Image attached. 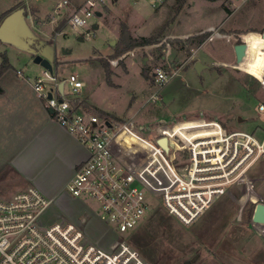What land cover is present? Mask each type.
Listing matches in <instances>:
<instances>
[{
    "label": "rangeland",
    "instance_id": "1",
    "mask_svg": "<svg viewBox=\"0 0 264 264\" xmlns=\"http://www.w3.org/2000/svg\"><path fill=\"white\" fill-rule=\"evenodd\" d=\"M63 1L0 0V11L16 2L14 9L21 6L19 10L26 14L25 28L12 39L0 40V64L6 55L12 67L0 78L6 94L2 100L14 111L24 114L26 104L39 101L32 84L44 76L45 68L35 58L47 53L53 57L59 80L78 74L84 82L73 97L76 105L111 120H132L144 136L162 125L160 120L174 124L200 119L264 139V112L259 109L264 103L262 85L233 69L238 64L234 48L248 36V52L240 69L264 79V39L260 36L264 0H164L154 6L147 0L110 1L99 8L100 17L92 18L100 27L91 38L73 31L69 24L71 14L87 0H67L68 6L55 14ZM123 26L132 38H149L152 44L117 57ZM197 63L204 65L200 73ZM158 69H176L178 75L160 85L155 80ZM66 91H70L68 84ZM57 146V155L54 147H44L50 155L42 153L34 162L47 166L41 177L44 182H36L53 194L63 192L47 211V220L64 217L75 222L103 248L125 240L150 264H264V225L253 222L256 205L264 203V159L249 172L252 192L241 186L232 188L191 226L169 215L160 200L153 198L152 208L140 223L120 233L100 218L93 200L82 198L78 203L64 192V177L70 171L72 154L75 157L78 151ZM10 164L0 160V198L4 199L29 185L16 179V169Z\"/></svg>",
    "mask_w": 264,
    "mask_h": 264
},
{
    "label": "built area",
    "instance_id": "2",
    "mask_svg": "<svg viewBox=\"0 0 264 264\" xmlns=\"http://www.w3.org/2000/svg\"><path fill=\"white\" fill-rule=\"evenodd\" d=\"M110 1L119 0H87L71 14L72 30L91 38L96 31L92 18ZM147 1L154 6L164 0ZM68 4L67 0L60 2L55 14ZM260 36L264 39L263 33ZM243 43L246 57L248 36ZM241 63L232 68L257 79L264 90V79L241 70ZM177 75L176 69H158L155 80L164 85ZM32 86L54 119L88 152L64 192L75 199L93 200L100 218L120 233L140 223L152 208L153 198L160 200L169 215L191 226L232 188L241 186L252 192L249 172L264 159V139L260 141L252 133L228 131L215 120L174 124L160 120L162 125L144 136L132 120H111L76 105L73 97L85 86L78 74L61 81L45 70ZM259 109L264 112V103ZM124 133L135 139L121 140ZM163 138L168 151L158 143ZM184 152L190 159L188 166L180 158ZM6 157L0 150V160ZM62 193L53 194L32 180L27 189L9 199L0 198V264H150L125 240L103 248L75 222L45 223V214Z\"/></svg>",
    "mask_w": 264,
    "mask_h": 264
},
{
    "label": "crops",
    "instance_id": "3",
    "mask_svg": "<svg viewBox=\"0 0 264 264\" xmlns=\"http://www.w3.org/2000/svg\"><path fill=\"white\" fill-rule=\"evenodd\" d=\"M18 3V5L21 4L20 2ZM15 5L16 2L10 4L7 8H2L0 17L14 9ZM19 7L21 8V6ZM20 8H17L16 11ZM0 87L3 89V93H0V150H4L7 153L4 163H12L10 166L12 165L16 169V179L28 182L29 187L32 184V180L44 182L41 177H43V171L47 166L39 167L34 163L38 157L42 156V153L44 156L50 155L46 153V150H43L44 147L51 149L54 147V151H56L54 155H57L59 151L57 145H59V149H68L69 152L73 151V149L77 150L78 154L75 157L74 154L71 153L72 157L70 154L73 161L69 168L70 171L63 180L62 185L65 186L74 176L78 167L87 159L88 152L86 148L54 119L51 111L37 95L39 101L32 103V106L26 104L25 113L23 114L19 111H14L9 103L2 100L6 94L4 88ZM65 141L72 144L73 149L69 144H65ZM35 147L37 150L32 151ZM13 148H16L15 151ZM73 201L81 203L79 199L73 198ZM59 219L63 220L65 218L61 217ZM44 222L54 223L55 220H47L45 214Z\"/></svg>",
    "mask_w": 264,
    "mask_h": 264
},
{
    "label": "water",
    "instance_id": "4",
    "mask_svg": "<svg viewBox=\"0 0 264 264\" xmlns=\"http://www.w3.org/2000/svg\"><path fill=\"white\" fill-rule=\"evenodd\" d=\"M135 1H139V0H135ZM101 15H102L101 12H97V16L100 17ZM24 18H25L24 13L21 10H17L11 13L10 15H8L0 25V40L12 39L15 36V32H19V30H23L25 28ZM93 29L98 30L99 24L95 23L93 25ZM263 36H264V32H263ZM234 50L236 53L237 61L242 62L243 58L245 57L246 45L244 43L238 44L235 46ZM64 53H66V51H64ZM35 62L37 64H41L45 68V70L51 73L54 72L53 57L51 55L44 53L43 55L36 57ZM195 69L200 73L204 69V65L201 63H197L195 65ZM63 87L64 84L61 83L59 89L63 91ZM239 121H242V119H239ZM158 143L161 147H163V149L168 151V144L166 138L160 139ZM253 222L264 225V203H258L256 205V209L253 215Z\"/></svg>",
    "mask_w": 264,
    "mask_h": 264
},
{
    "label": "trees",
    "instance_id": "5",
    "mask_svg": "<svg viewBox=\"0 0 264 264\" xmlns=\"http://www.w3.org/2000/svg\"><path fill=\"white\" fill-rule=\"evenodd\" d=\"M15 9H12L11 11L5 13L4 15H2L0 17V24L3 21V19L9 15L10 13H12L13 11H15ZM26 16V14H24ZM124 27V26H123ZM152 44V40L149 38H132V36L128 33L127 28L124 27L121 31L120 34V42L118 43V46L116 48V56H121L122 54L126 53L127 51L135 48V47H139V46H146V45H150ZM2 63L0 64V78L8 71L10 70L11 64L9 62V59L6 57V55H2ZM104 67L106 68L107 72V79L108 81H110V71L109 69L104 65ZM0 93H3V89L0 87ZM75 101V100H74Z\"/></svg>",
    "mask_w": 264,
    "mask_h": 264
},
{
    "label": "flooded vegetation",
    "instance_id": "6",
    "mask_svg": "<svg viewBox=\"0 0 264 264\" xmlns=\"http://www.w3.org/2000/svg\"><path fill=\"white\" fill-rule=\"evenodd\" d=\"M194 120H197V119H194ZM188 121H192V120H184V121H179V122H176V123H183V122H188ZM180 158L185 162V165L188 166L190 164V159L187 157L186 152L182 153L180 155Z\"/></svg>",
    "mask_w": 264,
    "mask_h": 264
},
{
    "label": "bare ground",
    "instance_id": "7",
    "mask_svg": "<svg viewBox=\"0 0 264 264\" xmlns=\"http://www.w3.org/2000/svg\"><path fill=\"white\" fill-rule=\"evenodd\" d=\"M130 138H134V137H132V136H130V135H128L127 133H124L122 136H121V140H129ZM135 139V138H134Z\"/></svg>",
    "mask_w": 264,
    "mask_h": 264
}]
</instances>
